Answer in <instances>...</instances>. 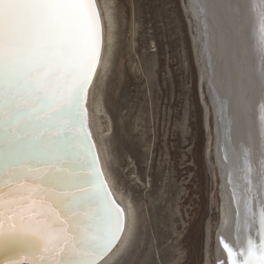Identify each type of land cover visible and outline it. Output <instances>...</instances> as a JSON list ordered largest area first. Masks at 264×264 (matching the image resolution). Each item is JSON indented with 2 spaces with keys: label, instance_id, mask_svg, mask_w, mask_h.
Returning <instances> with one entry per match:
<instances>
[{
  "label": "snow or ice",
  "instance_id": "1",
  "mask_svg": "<svg viewBox=\"0 0 264 264\" xmlns=\"http://www.w3.org/2000/svg\"><path fill=\"white\" fill-rule=\"evenodd\" d=\"M252 8L264 62V0ZM104 44L97 0H0V264H97L124 230L86 125ZM254 199L238 213L237 243L221 238L229 264H264V198L258 211Z\"/></svg>",
  "mask_w": 264,
  "mask_h": 264
},
{
  "label": "rangeland",
  "instance_id": "2",
  "mask_svg": "<svg viewBox=\"0 0 264 264\" xmlns=\"http://www.w3.org/2000/svg\"><path fill=\"white\" fill-rule=\"evenodd\" d=\"M114 3L118 37L105 94L115 127L113 135L100 132L116 187L133 202L137 218L131 250L118 264H150L151 257L155 264H214L222 205L213 147L206 153L209 137L214 144V120L198 83L187 1L130 0L128 15L122 2ZM123 137L133 152L121 160ZM139 179L140 192L131 187Z\"/></svg>",
  "mask_w": 264,
  "mask_h": 264
},
{
  "label": "bare ground",
  "instance_id": "3",
  "mask_svg": "<svg viewBox=\"0 0 264 264\" xmlns=\"http://www.w3.org/2000/svg\"><path fill=\"white\" fill-rule=\"evenodd\" d=\"M114 1L124 4L125 15L130 12V0H97L101 13L104 15L105 44L96 78L88 92L87 127L96 147L103 176L115 200L124 209L126 222L125 230L115 246L107 254L99 257L97 264H118L128 253L133 244L137 219L133 202L116 187L115 179L108 167L104 141L100 132L102 128H105L104 133L110 135L115 127L113 118L106 109L105 94L106 82L114 63V47L116 46L114 43L118 37L117 18L112 13L116 8L113 7ZM127 1L129 3H126ZM259 3L260 0H187L185 4L195 24L193 37L197 41L196 55L198 54V63L201 64H199L198 83L202 98H205V91H207L214 120V144H211L212 139L209 137L206 147L208 156L212 147L214 150L213 158L219 174L222 199L214 264H229V255L221 243V238L223 237L224 241L230 245L237 243L235 222L244 199L248 196L255 197L253 207L258 211L259 199L264 198V190H260L261 184L264 183V62L260 60L256 50L257 25L252 8V5ZM105 5H108L111 10V24L105 14ZM209 61L211 67H209ZM100 77L106 80L101 85L97 97L94 98L93 92ZM204 104L206 105V127L209 132L210 113L205 101ZM65 131H68V135L64 132L67 142V138L72 136L73 132L72 129ZM2 136L3 133H0V138ZM119 144V156L122 160L127 154L133 152V147L130 139L125 137ZM67 154L72 155L71 149ZM130 173L132 171L128 170L125 174ZM132 182V190L139 192L143 190L140 179L138 182L135 180ZM0 191L7 200L9 187L0 183ZM152 194L151 189L147 196ZM233 256L235 257V253ZM150 264H155L153 257Z\"/></svg>",
  "mask_w": 264,
  "mask_h": 264
},
{
  "label": "water",
  "instance_id": "4",
  "mask_svg": "<svg viewBox=\"0 0 264 264\" xmlns=\"http://www.w3.org/2000/svg\"><path fill=\"white\" fill-rule=\"evenodd\" d=\"M187 1V0H186ZM194 20V19H193ZM196 48H197V46H196ZM205 93H206V95H207V91H205ZM210 104V103H209ZM211 108V107H210ZM212 112V111H211ZM212 115H213V113H212ZM77 129H78V126H77ZM68 130H70V129H68ZM87 131H88V127H87ZM65 134H67L68 135V131H65ZM72 138V136H69L67 139L68 140H70ZM90 140L92 141V143H93V145H94V142H93V139H92V136L90 135ZM93 153L95 154V156L97 157V167H98V169L100 170V172L102 173V168H101V165H100V163H99V159H98V156H97V152H96V147H95V145H94V147H93ZM103 174V173H102ZM102 178L104 179V181H105V184H106V187L108 188V190H109V192L111 193V191H110V189H109V185L107 184V182H106V180H105V178H104V176L102 175ZM111 195H112V198L115 200V197L113 196V194L111 193ZM116 201V200H115ZM125 215V214H124ZM125 222H126V218H125ZM124 230H125V227H124ZM124 230L122 231V233L124 232ZM121 233V234H122ZM121 234H120V236H121ZM120 238V237H119ZM117 242V241H116ZM115 242V243H116Z\"/></svg>",
  "mask_w": 264,
  "mask_h": 264
}]
</instances>
